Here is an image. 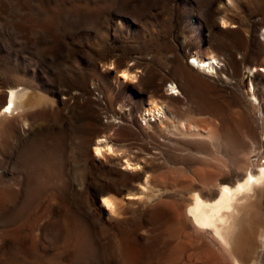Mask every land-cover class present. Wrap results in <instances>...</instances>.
I'll use <instances>...</instances> for the list:
<instances>
[{"label":"rangeland","instance_id":"obj_1","mask_svg":"<svg viewBox=\"0 0 264 264\" xmlns=\"http://www.w3.org/2000/svg\"><path fill=\"white\" fill-rule=\"evenodd\" d=\"M210 54L213 76L192 65ZM12 85L32 104L0 115V264H229L184 209L264 140V0H0V102ZM152 99L198 135L157 133ZM263 212L242 220L249 264Z\"/></svg>","mask_w":264,"mask_h":264},{"label":"bare ground","instance_id":"obj_2","mask_svg":"<svg viewBox=\"0 0 264 264\" xmlns=\"http://www.w3.org/2000/svg\"><path fill=\"white\" fill-rule=\"evenodd\" d=\"M222 25H224V21L222 22ZM193 59H195V61L192 60V65H194L198 71H203L202 73L209 74V76H213L217 73L216 67H218V64H214L216 61L214 55L210 54L204 57V60L198 56L193 57ZM119 78L122 82H135L136 75L130 71L123 70L119 73ZM176 88L175 85L171 84L170 90L173 92L168 95L177 96L178 93ZM0 103L3 104V110L0 112V115L2 114V116H8L9 114L12 115L13 111L16 109L25 110L27 107H31L32 104L30 91L17 85L9 86ZM9 104L11 105L10 108ZM5 109L8 110L5 111ZM257 111L258 118L262 119L264 116V110L260 105V102L258 103ZM176 116L177 115L173 110L167 109L161 104V102L152 99L148 101L143 117L144 119L152 117L154 118V121H159L158 127L155 128V131L162 135L166 132L170 135L169 132L174 130L175 127L180 132L186 134H192L195 130L198 135L197 132L199 129L194 124L186 123L187 121L185 122L183 120H180V122L178 121V125H175L173 122V126L171 123L170 125L174 127H172L173 129L171 130L169 123L176 119ZM146 125L151 127L149 122H146ZM106 140L105 137H98L93 141V151L96 157L105 156L107 154L109 155L110 152H114L112 146L108 145ZM127 151L128 150H123V152H121L124 154L123 157L125 161L123 164L125 168L130 170L141 169V171L136 173H145L146 170L144 165L141 166L142 161L144 160L143 158H145L142 156L143 154L141 155V152H139L136 153L137 155H131ZM248 153L249 154L244 159V162H241L238 165L240 170L235 174V179H223L221 184L217 185L214 190L208 191L207 193L198 192L197 190L193 191L191 196L186 199V207L184 205L185 214L189 221L194 225L195 232L211 239L216 244L215 246L227 256L229 264H249L242 256L244 248L237 244L239 240L238 237L241 234L240 230L243 228L242 220L246 214L245 211L255 209L258 217H260V210L262 207L264 208V140H255ZM140 156L142 157L141 159ZM105 200L108 201V205L104 203ZM101 201L110 214L114 210L116 212L118 208L116 206L119 202L117 201V198L108 195L106 192H102ZM263 214L264 212L262 213V216ZM259 228L261 229V227ZM258 243L259 249L258 251L256 250V257L250 264H264V233L261 235ZM253 251L255 250L253 249Z\"/></svg>","mask_w":264,"mask_h":264},{"label":"snow or ice","instance_id":"obj_3","mask_svg":"<svg viewBox=\"0 0 264 264\" xmlns=\"http://www.w3.org/2000/svg\"><path fill=\"white\" fill-rule=\"evenodd\" d=\"M11 107V105L9 104V108ZM8 109H5V111H7ZM104 203L106 204V205H108V201L107 200H105L104 201ZM109 206H111V205H109Z\"/></svg>","mask_w":264,"mask_h":264}]
</instances>
